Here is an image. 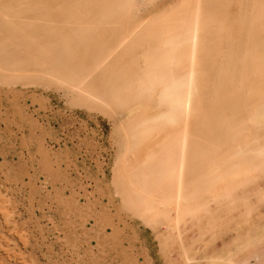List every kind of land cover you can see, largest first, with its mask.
Wrapping results in <instances>:
<instances>
[{
	"label": "bare ground",
	"instance_id": "6f19581e",
	"mask_svg": "<svg viewBox=\"0 0 264 264\" xmlns=\"http://www.w3.org/2000/svg\"><path fill=\"white\" fill-rule=\"evenodd\" d=\"M150 1L0 0V56L103 110L143 104L116 171L134 206L180 242L189 218L198 239L234 231L206 264H264V0ZM0 209L11 228L1 194Z\"/></svg>",
	"mask_w": 264,
	"mask_h": 264
},
{
	"label": "rangeland",
	"instance_id": "374dc122",
	"mask_svg": "<svg viewBox=\"0 0 264 264\" xmlns=\"http://www.w3.org/2000/svg\"><path fill=\"white\" fill-rule=\"evenodd\" d=\"M10 57L0 56V194L12 226L0 209V264H179L184 248L195 264L227 258L222 247L234 231L223 227L198 239L189 218L182 241L171 239L120 187L117 167L128 145L123 125L143 104L103 110L78 99L79 89L58 73ZM226 196L217 202L240 205ZM3 242L13 248L11 257Z\"/></svg>",
	"mask_w": 264,
	"mask_h": 264
}]
</instances>
